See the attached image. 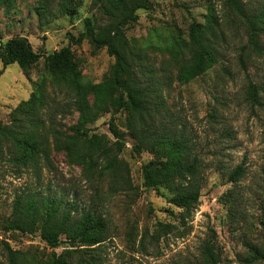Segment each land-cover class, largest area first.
I'll use <instances>...</instances> for the list:
<instances>
[{
	"label": "rangeland",
	"instance_id": "1",
	"mask_svg": "<svg viewBox=\"0 0 264 264\" xmlns=\"http://www.w3.org/2000/svg\"><path fill=\"white\" fill-rule=\"evenodd\" d=\"M40 1L11 0L8 6L0 5V42L22 35L43 55L64 45L67 33L75 36L82 31L84 17H94L97 23L105 21L90 8V0H81L71 16L56 14L52 0L45 17L39 19L34 8ZM239 1L248 12H264V0ZM149 2L151 8L137 9V19L123 25V31L132 47L144 49L145 58L155 70L163 112L187 131L206 164L198 204L182 225L158 238L153 235L157 222L177 224L180 209L165 201V188L153 190L142 185L140 165L151 154L131 149V139L123 127L124 115L119 111L112 116L124 132L118 158L128 169L129 190L111 191L107 176L86 179L79 165L67 162L64 153L50 144L49 164L41 167L38 179L29 171L14 173L11 165L0 161V240L11 248L34 249L39 254L51 250L37 232L20 234L1 229L13 195L26 188L71 198L79 208H89L106 219V237L96 249L98 264H197L207 239L218 250V264H241L238 259L244 254V242L264 243V229L258 224L259 204L264 199V34L257 36L259 50L251 49L241 20L222 0L216 1L220 32L213 42L217 62L191 81L179 84L173 67L161 70L167 55L158 45L169 34L185 36L192 19L202 21L206 0ZM71 50L84 81H100L113 61L104 48L94 49L86 40L71 45ZM41 64L42 57L28 68L29 80L16 63L4 67L0 63L1 124L8 123L9 111L27 98L31 80L42 74ZM247 78L259 86L260 106L244 98ZM46 92L62 100V94L48 85ZM76 115L74 110L57 115L55 126L70 132ZM109 116V112L101 114L90 128L112 139L107 129ZM238 164L245 169L243 176L236 182L228 181L226 172ZM67 245L62 241L53 250L59 252ZM0 264H6L2 255Z\"/></svg>",
	"mask_w": 264,
	"mask_h": 264
},
{
	"label": "trees",
	"instance_id": "2",
	"mask_svg": "<svg viewBox=\"0 0 264 264\" xmlns=\"http://www.w3.org/2000/svg\"><path fill=\"white\" fill-rule=\"evenodd\" d=\"M51 1L41 0L35 6L39 19L45 17ZM53 1L56 14L71 16L81 0ZM216 1L206 0L203 20L192 19L185 36L169 34L158 45L167 55L161 70L173 67L174 79L179 84L191 81L217 62L218 52L213 42L216 32H220ZM10 2L0 0V5L8 6ZM222 2L241 20L247 43L258 51L256 40L259 33L264 34V12H248L239 0ZM89 6L105 21L97 23L94 17H84L83 30L75 36L67 33L66 43L49 53L42 55L33 50L22 35L0 42L2 67L16 63L27 78L28 68L42 57V74L31 80L27 98L9 111L8 123H0V161L11 165L14 173L29 171L38 179L41 167L49 164L50 144L64 153L67 162L79 165L86 179L107 176L111 191L129 190L132 185L128 169L118 158L124 146V132L112 116L122 111L131 149L151 154L140 165L142 185L153 190L159 186L165 188L168 192L165 201L180 209L177 224H155L153 235L158 238L182 225L198 204L206 164L187 131L178 126L173 116L163 112L159 79L145 58L144 49L132 47L124 34L123 25L137 19V9L151 8L149 0H90ZM83 40L94 49L104 48L113 58L107 74L98 82L84 81L73 57L71 45ZM246 83L244 98L251 105L260 106L259 86L248 78ZM46 85L61 93L63 101L50 96ZM71 110L77 113L76 119L70 132L65 133L55 126V118ZM108 112L107 129L112 139L90 128L101 114ZM244 171L242 164L236 165L226 172L227 180L238 181ZM259 211L258 224L264 229V199ZM1 229L20 234L37 232L51 249L39 254L34 249L11 248L0 240V255L6 264H98L96 249L106 237L107 222L89 208H79L71 198L26 188L13 195ZM62 241L69 248L55 252L53 249ZM243 248L244 254L238 259L241 264H264V243L246 241ZM200 257L197 264L219 263V253L212 240L203 242Z\"/></svg>",
	"mask_w": 264,
	"mask_h": 264
}]
</instances>
